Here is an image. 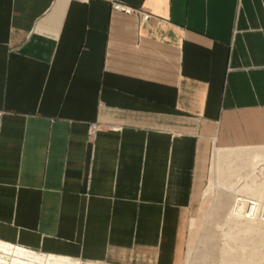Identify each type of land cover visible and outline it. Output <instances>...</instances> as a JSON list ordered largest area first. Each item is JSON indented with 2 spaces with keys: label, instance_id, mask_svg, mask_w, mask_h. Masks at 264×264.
Masks as SVG:
<instances>
[{
  "label": "crops",
  "instance_id": "crops-1",
  "mask_svg": "<svg viewBox=\"0 0 264 264\" xmlns=\"http://www.w3.org/2000/svg\"><path fill=\"white\" fill-rule=\"evenodd\" d=\"M111 1L0 0L1 249L182 264L232 151L264 148V0ZM256 180L224 187L250 196L232 198L224 238L264 236Z\"/></svg>",
  "mask_w": 264,
  "mask_h": 264
},
{
  "label": "rangeland",
  "instance_id": "rangeland-1",
  "mask_svg": "<svg viewBox=\"0 0 264 264\" xmlns=\"http://www.w3.org/2000/svg\"><path fill=\"white\" fill-rule=\"evenodd\" d=\"M262 150H264V148L233 150L232 152H237L239 154L230 158V162L228 160L224 163V165H227V167L224 168L232 172L233 176L226 174L225 177L222 178L224 179V183L221 182L215 186L209 181V196L207 200L202 204L201 209L199 205L196 206L188 219L189 221L190 218H196V220H192L191 222L192 226L194 224V228L189 232L187 221V226L182 236V264L184 258L185 264H230L236 253L241 249H246L247 252L249 251L250 255L256 254L257 257H262V259H258V261L259 264H264V236L253 237L252 233L249 232L248 236L245 238L241 235L237 238L234 237L230 239L223 237L224 231L229 228V226L225 224L227 216L230 212L234 211V205L237 201L232 200V198L236 196L250 197L248 194H244V192L235 193L233 191H227L224 187L230 181L234 182L237 181L238 178H245L253 174V176L257 175L259 177L255 184H260L264 180V177L259 174L258 171L264 167V162L260 161L261 158L254 160L253 157ZM206 185L207 178L202 189H204ZM211 197H215L216 200L211 202ZM259 204H261L263 209L264 200L260 201ZM1 243L5 242H0V264H16V260L20 261L19 264H26L27 262L33 264H76L64 258L53 257L40 262L36 257L34 258L33 254L29 253L24 248L22 249L21 247L10 244V249H1ZM223 249L228 252L223 254ZM253 250L257 253H253ZM80 264L87 263L80 262Z\"/></svg>",
  "mask_w": 264,
  "mask_h": 264
},
{
  "label": "built area",
  "instance_id": "built-area-1",
  "mask_svg": "<svg viewBox=\"0 0 264 264\" xmlns=\"http://www.w3.org/2000/svg\"><path fill=\"white\" fill-rule=\"evenodd\" d=\"M110 5H111V7L113 9H116V10H119V11H122V12H125V13H131V12L135 11L133 8H131V7L123 4L121 2L115 1V0H112L111 3H110ZM141 14H142V19H146L148 17V14H146V13H141ZM96 128H97V124H95V123H89L87 125V127H86V134L88 136H92L93 133L95 132ZM260 218L261 219H264V216L261 215Z\"/></svg>",
  "mask_w": 264,
  "mask_h": 264
},
{
  "label": "bare ground",
  "instance_id": "bare-ground-1",
  "mask_svg": "<svg viewBox=\"0 0 264 264\" xmlns=\"http://www.w3.org/2000/svg\"><path fill=\"white\" fill-rule=\"evenodd\" d=\"M141 18H142V14H141ZM259 174H261L263 177H264V174H263V172H264V167L263 168H261L259 171ZM258 172H256V173H258ZM255 173V174H256ZM254 175V174H253ZM256 177V176H255ZM258 176H257V180H258ZM261 178V177H260ZM263 179V178H262ZM260 188H264V180L260 183ZM264 200V199H263ZM263 200H259V203H260V201H263ZM254 204H251V206H253ZM264 208L262 209V207H261V204H260V210H259V219H258V221L261 223V224H264V219H261L260 217H261V215H263L264 216ZM248 216H252V214H253V209H252V207H249V209H248Z\"/></svg>",
  "mask_w": 264,
  "mask_h": 264
}]
</instances>
